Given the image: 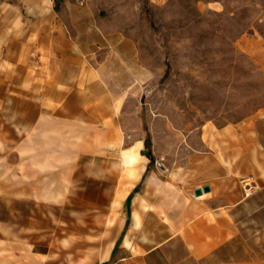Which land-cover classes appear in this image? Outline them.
<instances>
[{
  "label": "rangeland",
  "instance_id": "1",
  "mask_svg": "<svg viewBox=\"0 0 264 264\" xmlns=\"http://www.w3.org/2000/svg\"><path fill=\"white\" fill-rule=\"evenodd\" d=\"M61 1L0 0V239L14 230L37 252L77 246L86 258L119 235L135 176L126 150L141 144L139 174L145 153L200 152L202 132L243 126L244 153H261L245 156V169L259 165L243 181L258 191L235 213L227 253L264 259V0H69L91 6L103 31L93 62L100 123L34 127L57 116L39 98L50 76L43 38L57 33L45 27L63 18ZM116 39L131 45L114 47ZM41 129L37 146L60 153H28ZM76 135H98L99 153H86L88 141L74 153Z\"/></svg>",
  "mask_w": 264,
  "mask_h": 264
},
{
  "label": "crops",
  "instance_id": "2",
  "mask_svg": "<svg viewBox=\"0 0 264 264\" xmlns=\"http://www.w3.org/2000/svg\"><path fill=\"white\" fill-rule=\"evenodd\" d=\"M51 1L55 5L58 0ZM91 8L62 0L63 18L46 25V30L57 33L43 38V57L50 63V76L44 80L39 108L55 111L57 116L33 119L29 125L80 127L100 123L96 113L100 86L94 79L98 69L93 62L98 61V50L105 44ZM122 45L131 42L114 40V47ZM85 62L92 64L85 67ZM245 130L243 126L216 129L207 139L202 132L200 152L143 154V167L123 199L126 208L119 235L113 236L105 260H101L105 245L86 258L77 246L49 245L37 252L35 247L15 241L21 233L12 230L0 239V264H264V259H237L227 253L239 234L235 213L250 199L244 197L242 181L249 171L257 173L259 165L245 169V156L261 154L244 153ZM43 132L41 129L38 137L29 136L28 153H60L57 146L52 151L44 144L37 146V140L46 137ZM77 136L74 153H84L77 149L79 142L83 147L86 141L91 142V150L86 152L89 156L99 153V144H94L100 141L98 135L87 139ZM205 186L208 193L194 194Z\"/></svg>",
  "mask_w": 264,
  "mask_h": 264
},
{
  "label": "bare ground",
  "instance_id": "3",
  "mask_svg": "<svg viewBox=\"0 0 264 264\" xmlns=\"http://www.w3.org/2000/svg\"><path fill=\"white\" fill-rule=\"evenodd\" d=\"M141 144L138 143L136 144L134 147L126 150L122 156V160L124 165L128 166L131 168L132 173L135 175L132 178L131 184L130 186H132L133 182L136 181V179L138 178V174L136 173L137 171V164L141 158V155L138 152V149L140 148ZM132 174V175H133ZM128 192V190L126 191V193ZM126 195V194H125ZM125 195L121 198L122 200L124 199ZM121 226V225H120ZM113 241L111 240L110 242L106 243V245L103 248V252L101 255V260H105L107 257V254L109 253L112 245H113Z\"/></svg>",
  "mask_w": 264,
  "mask_h": 264
},
{
  "label": "built area",
  "instance_id": "4",
  "mask_svg": "<svg viewBox=\"0 0 264 264\" xmlns=\"http://www.w3.org/2000/svg\"><path fill=\"white\" fill-rule=\"evenodd\" d=\"M76 1L80 6H83L87 4L90 0H76ZM243 184H244L243 191L245 198H251L257 193L258 188L255 184L247 183V181H243Z\"/></svg>",
  "mask_w": 264,
  "mask_h": 264
},
{
  "label": "water",
  "instance_id": "5",
  "mask_svg": "<svg viewBox=\"0 0 264 264\" xmlns=\"http://www.w3.org/2000/svg\"><path fill=\"white\" fill-rule=\"evenodd\" d=\"M208 192H209V188L207 186H205L202 189L195 190L194 194L196 196H200L202 193H208Z\"/></svg>",
  "mask_w": 264,
  "mask_h": 264
},
{
  "label": "trees",
  "instance_id": "6",
  "mask_svg": "<svg viewBox=\"0 0 264 264\" xmlns=\"http://www.w3.org/2000/svg\"><path fill=\"white\" fill-rule=\"evenodd\" d=\"M127 203H129V199L127 200Z\"/></svg>",
  "mask_w": 264,
  "mask_h": 264
}]
</instances>
